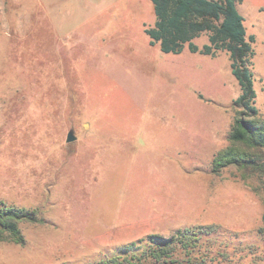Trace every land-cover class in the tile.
Here are the masks:
<instances>
[{
  "label": "rangeland",
  "instance_id": "1",
  "mask_svg": "<svg viewBox=\"0 0 264 264\" xmlns=\"http://www.w3.org/2000/svg\"><path fill=\"white\" fill-rule=\"evenodd\" d=\"M238 8L264 115V0ZM155 21L151 0H0V199L46 221L0 242V264H95L198 224L221 225L201 261L264 264L262 199L211 170L241 92L229 54L162 52Z\"/></svg>",
  "mask_w": 264,
  "mask_h": 264
},
{
  "label": "trees",
  "instance_id": "2",
  "mask_svg": "<svg viewBox=\"0 0 264 264\" xmlns=\"http://www.w3.org/2000/svg\"><path fill=\"white\" fill-rule=\"evenodd\" d=\"M155 24L144 28L150 46L158 45L165 53H192L216 56L225 51L231 60V72L239 81L241 92L229 144L214 155L211 170L219 174L234 166L237 177L256 193L264 204V115L257 105L255 75L256 36L248 34L246 17L238 8L241 0H151ZM206 35L200 46L196 39ZM264 223V213L262 215ZM23 222H46L40 209L20 207L0 199V242L24 245ZM221 228L219 224L179 228L168 236L150 233L145 238L119 247L112 257L95 264H206L194 256L203 246V238ZM264 238V225L258 228Z\"/></svg>",
  "mask_w": 264,
  "mask_h": 264
},
{
  "label": "water",
  "instance_id": "3",
  "mask_svg": "<svg viewBox=\"0 0 264 264\" xmlns=\"http://www.w3.org/2000/svg\"><path fill=\"white\" fill-rule=\"evenodd\" d=\"M77 139V135L74 133L73 130H71L69 133H68V137H67V141L68 142H73Z\"/></svg>",
  "mask_w": 264,
  "mask_h": 264
}]
</instances>
